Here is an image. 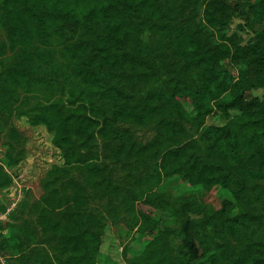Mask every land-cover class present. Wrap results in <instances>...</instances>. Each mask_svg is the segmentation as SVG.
<instances>
[{"label": "rangeland", "instance_id": "rangeland-1", "mask_svg": "<svg viewBox=\"0 0 264 264\" xmlns=\"http://www.w3.org/2000/svg\"><path fill=\"white\" fill-rule=\"evenodd\" d=\"M6 1L18 4V0H0V169L9 178L7 185L0 186V232L9 244L7 254L0 251V264H65L71 253L61 248L65 235L43 226L44 220L54 218L52 206L55 211L75 213L80 230L94 233L97 264H128V258L137 256L155 237L168 248L175 264H204V249L199 246L193 253L184 242L187 219L196 220L200 230H210L212 217L222 220L249 213L255 218L240 237L225 230L222 247L210 243L208 250L218 252L219 263L227 256L242 257L247 247L264 254V179L249 181L248 191L239 198L218 184L193 189L184 179L187 160L213 161L216 156L214 128L226 121L216 106L196 122L159 111L146 122H126L111 113L117 102L140 108L148 91L194 78L195 70L185 66L170 46L169 30L182 25L212 44L216 34L204 19L206 2L197 1L188 10L181 8V0H162L163 17L133 20L125 26L129 36L124 38L122 27L116 60H107L96 41L104 34L103 26L77 31L63 27L48 34L19 30L11 23ZM220 1L228 4L231 16L227 28L231 52L238 50L247 58L254 35L244 26L239 4L250 0ZM79 39L84 49L73 54L69 45ZM233 61L228 59V67L237 77L240 71ZM81 66L93 70L94 82L81 79L77 71ZM252 93L264 100L262 88ZM51 102L85 105L107 115L119 134L128 132L135 149L156 139L162 116L170 118L176 130L173 137L146 152L129 148L118 155L120 135L105 139L96 129L86 140L74 139L73 148L66 150L43 140L30 124L31 117ZM178 147L185 148L183 158L165 165L164 154ZM7 156L16 161L15 167L6 165ZM88 162L100 181L98 188L83 183L80 167ZM184 202L190 204L188 211ZM209 241V236L197 240Z\"/></svg>", "mask_w": 264, "mask_h": 264}, {"label": "trees", "instance_id": "trees-1", "mask_svg": "<svg viewBox=\"0 0 264 264\" xmlns=\"http://www.w3.org/2000/svg\"><path fill=\"white\" fill-rule=\"evenodd\" d=\"M197 1L206 2L204 19L215 31L216 39L212 44L202 42L193 30L182 25H174L169 30V44L184 61L185 66L195 70L192 80L181 81L170 88L151 90L145 94L144 103L134 108L126 102H117L112 106V116L126 122H146L154 112L167 113L169 117L180 116L192 122L199 121L216 106L225 116L222 126L214 128L215 152L213 161L202 158L189 159L185 163L184 179L193 188H204L218 184L235 198L248 191V182L264 179V100H260L252 91L264 90V0H250L239 4L244 26L253 33L254 41L249 46L247 58L235 50L231 52L227 34L228 4L220 0H181L182 9L193 10ZM162 0H18L16 6L6 1V9L12 16V24L19 30L51 33L67 27L71 31L89 30L101 25L104 34L99 36L97 46L108 60H116V48L122 37L129 34L125 26L133 20L142 18L158 19L163 17ZM231 17V16H230ZM239 27H244L238 24ZM78 28V29H77ZM70 52L76 54L84 49L82 40L69 45ZM232 58L239 67V76L235 77L228 67ZM78 75L86 82H94L96 75L91 68L81 66ZM229 91L228 96L222 95ZM213 101L215 103L213 104ZM99 117H102L101 119ZM38 135L58 148L71 150L74 139L86 140L96 129L105 139L117 136L109 117L98 111H92L85 105L65 107L51 102L41 107L30 119ZM156 139L137 149L127 131L119 135L122 142L116 154H125L131 148L135 152L148 151L159 146L164 138L173 137L176 125L170 118L162 116L158 121ZM184 147L167 151L163 162L168 165L184 156ZM4 161L8 167H15L16 161L7 156ZM91 162L82 165L83 183L95 188L100 181ZM9 183L8 176L0 169V186ZM78 185V183H76ZM75 185V186H76ZM98 188V187H96ZM77 203L82 200V193L76 196ZM184 210L190 205L184 202ZM228 203L224 204L226 212ZM55 212L52 220H44L43 226L62 232L61 248L67 253L65 264H97V239L89 229L80 230L77 216L66 213V209ZM254 213L238 214L209 219L213 225L210 230H200L196 220L188 218L184 227V242L196 253L201 246L206 254L204 264H264V254H255L247 247L242 257L221 258L218 252L208 250L210 243L222 247L225 230L238 238L255 218ZM209 236L210 241L198 243L201 237ZM8 240L0 232V251L7 254ZM81 248V252L76 250ZM217 253V254H216ZM128 264H175L167 247L155 237L137 256L129 257Z\"/></svg>", "mask_w": 264, "mask_h": 264}]
</instances>
